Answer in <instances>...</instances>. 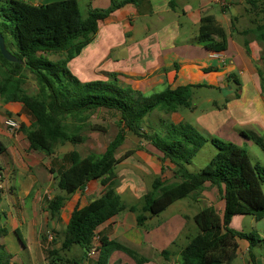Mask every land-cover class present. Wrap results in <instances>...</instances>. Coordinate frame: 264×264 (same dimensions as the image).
<instances>
[{"label": "crops", "instance_id": "crops-1", "mask_svg": "<svg viewBox=\"0 0 264 264\" xmlns=\"http://www.w3.org/2000/svg\"><path fill=\"white\" fill-rule=\"evenodd\" d=\"M23 1L43 5L59 0ZM77 1L79 6H87L88 16L90 9L109 10L114 3L123 0ZM241 8L237 0L128 2L98 20V31L92 41L86 43L83 36L72 41L73 49L78 46L82 48L68 61L67 66L82 82L102 80L140 96H151L178 86L192 85L194 87L187 105H179L172 113L153 111L145 119H150L160 127L154 130L143 124V130L165 138L167 125L186 123L207 136V142L218 138L242 147L244 144L250 145L252 141L255 142V138L264 136V89L261 79V74H264V49L256 33L245 32L254 25L256 18L248 21L246 6V14H241ZM205 16H213L227 32L226 50H209L200 39L199 29ZM249 22L251 25L247 26ZM44 55L52 58L54 54ZM60 58L61 56L57 59ZM233 74L235 77H231ZM204 91L220 96L217 99L201 98L200 101L205 103L202 107L193 105L192 97L196 94L200 97L208 95ZM220 98H223L222 102ZM156 111L157 114H154ZM8 112L13 114L11 117L27 126L32 117L22 104L6 103L0 97L1 152H6L10 157L9 165L13 164L16 171L11 177L13 190L8 194L11 199L9 210L2 213L12 224L9 233L3 237L7 251L14 255L12 264H15L22 252L27 256L26 263L19 259L22 264H27V261L29 264H51L46 252L49 248H60L63 238L59 243L58 238H54L52 241L56 243L50 245L46 232L40 237L43 227L45 231H51L54 237H64L74 209L87 205L111 190H115L120 196V209L96 229L92 242V246L98 245L95 256L89 257L88 253L84 255L82 250L81 255L74 254L77 251L75 246L68 251L72 257L82 258L83 264H98L102 236L146 258L144 264H181L183 248L200 232L194 220L195 215L203 208L214 207L223 216L225 200L218 187L208 184L201 191L175 201L159 215L139 224L138 214L150 215L144 210V195L150 184L158 177H162L167 183L178 179L173 173L175 166L170 161H163L162 153L147 139H141V142L128 148L125 144L127 136L118 151L124 150L126 154L137 146L135 153L120 161L111 172L91 181L84 190L78 189L67 194L58 186L57 172L63 165L69 166V162L64 161V155L69 152L60 158L48 160L55 153L48 156L44 152L30 150L23 131L12 134L3 126L4 119L10 117ZM90 131L84 130L82 134L87 135ZM150 146L154 150L148 153L147 147ZM118 154L119 152L118 158L124 155ZM134 154L140 158L136 161V170L124 169L127 163L135 159ZM17 156H24L29 160L30 163L26 164L29 172L16 169ZM56 196L63 199L58 216L52 218L48 204ZM26 200L32 202L27 204ZM132 205H136L137 213L130 210ZM14 207L18 208L17 213H21L22 218L17 216ZM238 217L239 215L232 219L231 227L246 232L242 224L244 218ZM234 221H237V225ZM22 230L26 232V239ZM31 232L34 239L30 237ZM256 233L264 239L262 232ZM6 240H9V247ZM240 247L238 256L231 264H264V243L254 246L253 258L248 241H240ZM109 264L138 263L129 254L115 250L110 255Z\"/></svg>", "mask_w": 264, "mask_h": 264}, {"label": "trees", "instance_id": "trees-1", "mask_svg": "<svg viewBox=\"0 0 264 264\" xmlns=\"http://www.w3.org/2000/svg\"><path fill=\"white\" fill-rule=\"evenodd\" d=\"M134 1L137 0L114 3L109 10L90 9L88 16L84 17L77 0H59L43 5H33L23 0H0V31L8 50L24 61H8L0 51V97L6 103L22 104L32 120L29 126L21 123L20 131L25 133L30 150L44 152L48 156L55 153L59 144H81L86 141L87 137L82 132L85 128L91 129L86 124L88 113L98 109L116 111L120 115L121 129L101 156L82 157L76 150L64 155V161L69 162V166L63 165L57 172L59 188L72 194L78 189L84 190L91 181L111 172L120 161L133 153L130 151L117 157L127 132H133L156 147L162 153L163 161H170L175 166L173 173L178 179L171 183L165 182L162 177L154 180L151 189L144 195V210L150 215L138 214V223H145L175 201L201 191L208 184L216 186L225 200L223 216L214 207L203 208L195 215L200 232L183 248L181 264H231L240 252L242 240L249 242L253 258L254 246L264 243V239L256 232L247 233L231 227V221L238 215H251L257 221L264 219V166L252 164L244 147L213 138L211 142L217 149L215 155L199 171L190 172L187 164L207 142V138L194 126L171 123L167 125L165 138L143 130L144 119L153 111L172 113L179 105H187L194 86H178L151 96H140L102 80L82 82L67 66L68 61L82 48L78 46L73 49L71 44L74 39L83 36L89 43L98 31L99 19L107 17L113 9ZM250 3L258 10L257 0ZM245 32L256 33L258 41L264 45V24H260L258 19ZM7 35L14 38L13 42H9L13 50H10ZM199 35L207 49H227V32L213 16L202 18ZM46 53L60 54L61 58L52 60L44 55ZM25 69L35 75L38 85L35 95L27 93L24 88ZM231 77H235L234 74ZM261 79L264 89V74H261ZM8 115L13 116L11 112ZM68 117L78 119L83 124L72 125ZM255 141L264 149V136L255 138ZM62 199L56 196L49 202L48 210L52 218L58 216ZM119 200V194L111 190L83 207H76L65 229L61 247L49 248L46 252L50 263L83 264L82 259L64 256L62 252L80 246L86 255L98 226L120 209ZM130 210L137 213L136 205L130 206ZM2 216L0 211V222ZM8 233L7 227L0 225V264H12L14 258L1 242ZM100 241L102 246L98 264H108L115 250L129 254L138 264L146 261V258L105 236L100 237Z\"/></svg>", "mask_w": 264, "mask_h": 264}, {"label": "rangeland", "instance_id": "rangeland-1", "mask_svg": "<svg viewBox=\"0 0 264 264\" xmlns=\"http://www.w3.org/2000/svg\"><path fill=\"white\" fill-rule=\"evenodd\" d=\"M238 2H240L242 8L241 10V14H246L248 21L256 18L260 21V24H264V0H257V6H258V10H255L253 8V5L250 3L251 0H246V3L244 4V0H237ZM245 6L247 8V11L245 13ZM81 12L84 16H87V6H85L84 4H81ZM218 9L220 10V7H218ZM257 13V14H256ZM1 21V19H0ZM247 21V22H248ZM251 25V23L249 22L247 26ZM7 40H8V44L10 45L9 42H13L14 38L11 35H7ZM261 46L263 47V42H260ZM12 45H10V50H13V48L11 47ZM264 49V47H263ZM264 52V51H263ZM262 52V54H263ZM58 57H60V54H54L52 55V58L57 59ZM51 58V59H52ZM52 59V60H54ZM24 75L26 76L25 79V84H24V88L27 91V93L31 94V95H35L38 92V85H37V81L35 78V75L32 74L29 70H24ZM207 92L208 95L200 97L197 94L195 96L192 97V104L193 105H198L200 107H202L205 103L201 102L200 99L201 98H206V97H211V99H217L220 94H218L217 96L214 95L215 93L209 92V91H204ZM221 102L223 101V98H220ZM210 102V101H208ZM157 114V111L154 113ZM120 115L113 110H107V109H98L96 111L90 112L87 114V118H86V124H88L91 129H86L85 130H91L89 133H87V135H85L86 137H88L87 141H85L82 144H73V143H66L64 145L59 144L56 149H55V154L51 157H48V160H53L54 158H60L64 153L66 152H70L72 150H78L81 152V154L83 156H87V155H95V156H101L102 153L106 150L107 145L109 144V142L116 136V134L118 133V131L121 129V125H120ZM68 121L72 124H83L81 122L78 121V119L72 118V117H68ZM144 125L149 128V129H156V127H160V126H156L157 123L152 122L150 119H144L143 121ZM142 124V125H143ZM159 125V124H158ZM207 137V136H206ZM127 140L125 141L126 147H133L137 142H141V138L139 136H137L136 134H134L133 132L128 131L127 132ZM5 143V141H3ZM6 144V143H5ZM2 146L0 145V175H1V179H0V190H1V200H0V211H2V213L6 210H9L8 208V204H9V191L13 190L11 189V177H13L15 175V170L13 168L14 165L10 164L9 162H11V159L9 156L6 155V152H1L3 151V149L1 148ZM245 149H247L248 151V155L249 158L252 162V164H256V163H260L261 165L264 166V150L262 149V147L256 143V141H252V143L250 145L248 144H244L243 146ZM136 149H132V152L135 153V151L138 149L137 146L135 147ZM148 149V153L152 152L154 149L152 146L147 147ZM131 151V149L129 150ZM119 152V156H121L122 154H124V150H120ZM217 152V149L215 146H213L211 144V142H207L201 149L200 151L197 153V155L192 159V162L190 164H187V168L190 172H197L199 171L201 168H203L209 161L210 159L213 157V155H215V153ZM132 153V154H133ZM40 158H44L42 155H39ZM51 158V159H49ZM134 160L127 163V165L125 166L124 169H129V170H136V161L140 160L139 156L137 154H134ZM39 160V158H37ZM17 160V166L16 169L17 170H22V172L26 171L29 172V170L26 168V164H29V160L25 159L24 156H17L16 158ZM142 162V160H141ZM4 167V168H2ZM263 190H264V183H263ZM152 187V183L150 184V186L148 187L147 190H150ZM5 193H7L5 195ZM8 195V196H7ZM27 204L32 202V200H26ZM33 202H35V200H33ZM45 205V204H44ZM78 207V206H77ZM14 211L16 212L17 216L19 218H22L21 213H17L18 212V208L14 207ZM8 214V213H7ZM38 218H41V216H38ZM238 218H244L243 220V227L244 230L247 233L250 232H262V234L264 235V219L257 221L253 216L251 215H245V216H239ZM41 222V220L39 221V223ZM235 225L237 221H234ZM0 225H6L8 231L12 228V224L10 221H8L7 216L4 217L3 215V219H1ZM23 235L25 236L26 239V232L25 230L23 231ZM46 232L47 237H49V243L50 245H52L53 243V239H57L58 238V243L62 240L63 236H58V237H54L55 235H53V233L50 231H45V227H43V230L41 231V235L40 237L42 238L44 233ZM61 232V231H60ZM63 233V232H62ZM32 236V239H34V234L31 232L30 237ZM99 240V239H98ZM1 242H3V239H1ZM6 244L9 247V240H6ZM51 247V246H50ZM35 248V247H33ZM75 253L74 254H80L83 251V249H81L79 246H75L74 247ZM82 250V251H81ZM63 255L65 256H71L68 251H64L62 252ZM89 253V252H88ZM78 255V256H80ZM87 255V254H86ZM19 259H22V262H24L27 259L26 253L22 252L21 254L18 255ZM37 259V261H39V257L36 256L35 257ZM110 258V257H109ZM16 260L15 264H22V262L20 260ZM82 259V258H81ZM24 260V261H23ZM98 262V261H97ZM26 263V261L24 262ZM27 264L28 261H27ZM39 264V263H38ZM91 264V263H90ZM109 264V261H108Z\"/></svg>", "mask_w": 264, "mask_h": 264}, {"label": "built area", "instance_id": "built-area-1", "mask_svg": "<svg viewBox=\"0 0 264 264\" xmlns=\"http://www.w3.org/2000/svg\"><path fill=\"white\" fill-rule=\"evenodd\" d=\"M2 123L3 126L12 134L18 133L21 129L20 121L14 117H7L4 119ZM0 179H1V175H0ZM97 250H98V245L94 244L88 253L89 257H94Z\"/></svg>", "mask_w": 264, "mask_h": 264}, {"label": "water", "instance_id": "water-1", "mask_svg": "<svg viewBox=\"0 0 264 264\" xmlns=\"http://www.w3.org/2000/svg\"><path fill=\"white\" fill-rule=\"evenodd\" d=\"M0 51L6 60L11 62L24 63V61L19 60L12 52L8 50L5 37L1 31H0Z\"/></svg>", "mask_w": 264, "mask_h": 264}]
</instances>
